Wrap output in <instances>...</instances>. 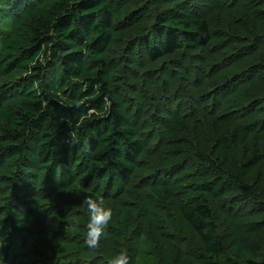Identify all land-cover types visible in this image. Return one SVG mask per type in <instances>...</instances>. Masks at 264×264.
<instances>
[{"label":"rangeland","instance_id":"374dc122","mask_svg":"<svg viewBox=\"0 0 264 264\" xmlns=\"http://www.w3.org/2000/svg\"><path fill=\"white\" fill-rule=\"evenodd\" d=\"M15 1L0 0L5 11L4 17L0 14V52L26 9L16 8ZM112 1L121 17L135 20L115 33L106 54L112 82L124 97L145 151L120 197L103 198L82 176L56 196L43 199L35 215L37 233L21 248L14 264H107L106 258L124 247L133 257H141L139 264H199L207 252L180 208L191 196L201 194L193 181L207 172L201 152L213 151V118L234 119L249 132L251 149H261L264 143V0ZM159 14L207 18L212 38L207 45H185L152 59L147 41L155 40ZM10 77L0 73V80ZM178 120L186 122L187 130L171 134ZM180 132L186 141L180 144L182 151L173 145L180 142L173 141ZM245 181L261 193L262 203L233 187L220 197H210L213 219L226 248L238 245L243 260L260 261L264 256L262 162L248 170ZM3 191L0 187V196ZM84 195L102 197L104 206L113 209L98 249L84 242L88 223Z\"/></svg>","mask_w":264,"mask_h":264},{"label":"trees","instance_id":"16d2710c","mask_svg":"<svg viewBox=\"0 0 264 264\" xmlns=\"http://www.w3.org/2000/svg\"><path fill=\"white\" fill-rule=\"evenodd\" d=\"M14 6L26 9L0 52V73L11 76L0 80V235L8 241L7 264L37 233L35 215L43 199L82 176L103 198L120 197L145 151L106 54L115 33L135 20L121 17L112 0H16ZM0 14L5 15L2 6ZM153 30L155 40L147 41L152 59L212 38L208 19L200 17L159 14ZM185 124L176 121L170 133L185 132ZM212 137V153L201 152L207 172L193 181L201 194L180 208L207 252L199 264H264V256L243 260L238 245L226 248L210 200L236 187L262 203L245 176L259 162L264 165V143L251 149L249 132L219 117L212 120ZM173 141H182L173 143L182 151L185 136L180 132Z\"/></svg>","mask_w":264,"mask_h":264},{"label":"clouds","instance_id":"9594fccd","mask_svg":"<svg viewBox=\"0 0 264 264\" xmlns=\"http://www.w3.org/2000/svg\"><path fill=\"white\" fill-rule=\"evenodd\" d=\"M75 138V133H72ZM82 202L86 205L88 213L87 232L85 234V244L91 249L100 248L101 241L106 237V229L113 218L111 206L105 207L102 197L93 198L92 195H84ZM5 235H0V264H7L2 251L6 243ZM107 264H139L141 257H133L127 247L122 248L111 258H106Z\"/></svg>","mask_w":264,"mask_h":264}]
</instances>
